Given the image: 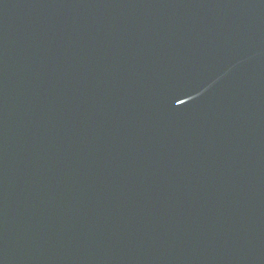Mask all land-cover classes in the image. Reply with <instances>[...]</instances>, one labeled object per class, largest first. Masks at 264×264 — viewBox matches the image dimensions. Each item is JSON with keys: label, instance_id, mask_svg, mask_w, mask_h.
Wrapping results in <instances>:
<instances>
[{"label": "water", "instance_id": "95a60500", "mask_svg": "<svg viewBox=\"0 0 264 264\" xmlns=\"http://www.w3.org/2000/svg\"><path fill=\"white\" fill-rule=\"evenodd\" d=\"M0 264H264V0H0Z\"/></svg>", "mask_w": 264, "mask_h": 264}]
</instances>
